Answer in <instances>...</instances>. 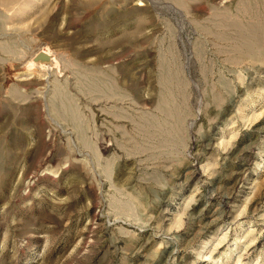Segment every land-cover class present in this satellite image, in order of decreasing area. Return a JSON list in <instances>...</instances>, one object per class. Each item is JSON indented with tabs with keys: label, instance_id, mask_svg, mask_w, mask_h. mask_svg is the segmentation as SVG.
<instances>
[{
	"label": "rangeland",
	"instance_id": "374dc122",
	"mask_svg": "<svg viewBox=\"0 0 264 264\" xmlns=\"http://www.w3.org/2000/svg\"><path fill=\"white\" fill-rule=\"evenodd\" d=\"M0 264H264V0H0Z\"/></svg>",
	"mask_w": 264,
	"mask_h": 264
},
{
	"label": "water",
	"instance_id": "95a60500",
	"mask_svg": "<svg viewBox=\"0 0 264 264\" xmlns=\"http://www.w3.org/2000/svg\"><path fill=\"white\" fill-rule=\"evenodd\" d=\"M50 58H51L50 54L46 51H40L35 57V59L38 62H48Z\"/></svg>",
	"mask_w": 264,
	"mask_h": 264
}]
</instances>
